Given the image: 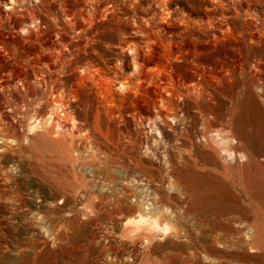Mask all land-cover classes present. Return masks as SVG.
<instances>
[{
    "label": "rangeland",
    "instance_id": "374dc122",
    "mask_svg": "<svg viewBox=\"0 0 264 264\" xmlns=\"http://www.w3.org/2000/svg\"><path fill=\"white\" fill-rule=\"evenodd\" d=\"M126 1L0 0V264H264V0H171L163 26L151 21L157 43H132L147 84L158 73L176 93L104 94L89 63L110 65L116 48L94 40L133 16ZM72 9L84 32L65 34ZM158 95L179 107L175 121ZM194 103L222 119L228 143H203ZM187 133L196 158L180 149ZM138 212L160 227L133 231Z\"/></svg>",
    "mask_w": 264,
    "mask_h": 264
},
{
    "label": "bare ground",
    "instance_id": "6f19581e",
    "mask_svg": "<svg viewBox=\"0 0 264 264\" xmlns=\"http://www.w3.org/2000/svg\"><path fill=\"white\" fill-rule=\"evenodd\" d=\"M9 1H13V0H9ZM151 1L157 4L158 10L151 11L150 13H146V11L142 9L144 6V1L137 0L134 3L133 0H127L125 5H127L130 9H132L133 16L130 17L128 15L129 12L124 10L122 14L125 17V21H122V23L115 24V27L113 28L112 36L105 37V36L100 35L97 39L94 40V43L96 42L104 43V44L109 43L110 48H116V49H113V51H116V52H113L115 56L114 62L110 63V65L107 64L106 59L103 62V66H100V65L96 66V65H93V63H89L90 67L93 68V74L94 75L96 74L97 76L96 85L98 86V90L103 91L104 94L107 88L111 90V86L117 87V85H121L120 87L118 86V88H121L120 91H123V92L125 90L127 92L134 91V90L139 91V89L143 88L141 86L144 84H147V80L151 76H153V73L150 71V69L145 66V64L149 63L148 61L146 62L144 61V49L145 48L141 49L139 45L132 43V42H135L134 41L135 35H138L144 38L145 42L143 44L146 46L149 45L150 43L151 45L153 43L156 44L157 43L156 40L160 39V36L158 35V32H160V30H158V28L163 26L162 21L163 19H165V16H166L165 14L166 4L168 5L169 2H171V0H151ZM233 1H237V0H233ZM37 2H39V0H37ZM114 7H115V4H114ZM8 9H12V8L9 6ZM133 9L135 10V13H136L135 15H134ZM69 11H70V14L69 15L66 14V20L64 21L66 25L63 26V29H62L63 32H65V34L67 33V30L71 31L72 33H75V32L79 33L80 31L84 32L83 29L79 30L76 27V24H75L76 15L73 12L74 9L69 10ZM104 12L108 13L110 11L108 8H105ZM138 12L140 13V15L138 14ZM134 17L136 19L133 20ZM92 18H93V15H90L88 19H83V20L84 22L87 23ZM37 19L38 18L34 17V22ZM152 19H155V20L157 19V21L159 22L158 28H156L154 24L151 23ZM119 20H122L121 16L119 17ZM229 23H230L229 19H224V22H222L220 26L222 25L224 26L226 24L229 25ZM209 27L210 29H213V25H209ZM98 31L99 30L96 29L93 33L95 34ZM199 39L201 38L199 36H196L195 40H199ZM59 45H61L62 49H67L68 51L70 50L68 49V45L66 42L62 41L59 43ZM55 47H54V50L59 51L58 46H55ZM140 51H142V53H140ZM127 52L128 53L131 52L133 55V57L130 58V64L133 69L132 70L130 69V70H131V73L134 72L135 79L137 80V81L136 80L130 81L131 83L128 84V86L124 85L121 82L123 75L122 76L119 75L121 72L122 63L124 65L126 62L125 53ZM61 56H64L63 53H61ZM192 58L198 59V57L195 54H192ZM116 59L121 61V65L115 64ZM198 62L200 63L201 61L198 60ZM155 75L157 79L159 77V80L156 81V79L151 78L149 80L150 85L149 84L147 85H149L150 87L151 86L160 87V90L165 91L167 94L176 93L175 92L176 89L171 87L168 84L167 80L163 81L162 80L163 78H160V75L158 73H156ZM158 83H159V86H158ZM167 85L171 87L170 91L167 89ZM238 92H239V88L236 91V93ZM193 93H194V90H193ZM181 97L179 99H182ZM154 106L157 109L159 115H162L165 117H173L172 118L173 121H175L174 118H177L179 116V112H178L179 107L176 104H174L173 101L168 97H165V96L161 97L158 95L157 99H155L154 101ZM192 107L194 109H197V111L200 112L201 117H202L203 129L200 132L199 137L202 138L201 140L203 141V143L207 145L210 150L211 148L209 145L228 143V139L225 141V139L219 138V132L222 130V128L225 127L221 122L222 119L217 118L216 119L217 123L212 120L210 121L208 117L214 114L209 109H203L197 103H194ZM215 115L219 117L220 114L215 112ZM49 118H52V114L49 115ZM176 121H178V119ZM217 127H220L221 130H219V128ZM180 147L179 148L181 150H185L191 157L196 158V156L199 154L198 147L193 140V136L189 133L183 136V142ZM210 150H208L209 152L203 153L202 155L204 157L210 156L211 155ZM149 221H151V223H153L154 226L160 227L158 218H153L147 215L146 213H142V212H138L135 218H129L127 221V224L132 225V227L134 228L133 231H137L142 225H145ZM162 229L164 231H167L168 229H170V227L168 225H165V228L162 227Z\"/></svg>",
    "mask_w": 264,
    "mask_h": 264
}]
</instances>
